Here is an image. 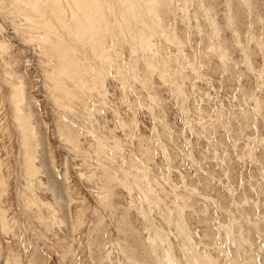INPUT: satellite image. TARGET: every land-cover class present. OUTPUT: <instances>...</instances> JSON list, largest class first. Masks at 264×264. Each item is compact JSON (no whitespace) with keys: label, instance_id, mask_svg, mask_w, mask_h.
Returning a JSON list of instances; mask_svg holds the SVG:
<instances>
[{"label":"rangeland","instance_id":"1","mask_svg":"<svg viewBox=\"0 0 264 264\" xmlns=\"http://www.w3.org/2000/svg\"><path fill=\"white\" fill-rule=\"evenodd\" d=\"M0 264H264V0H0Z\"/></svg>","mask_w":264,"mask_h":264}]
</instances>
